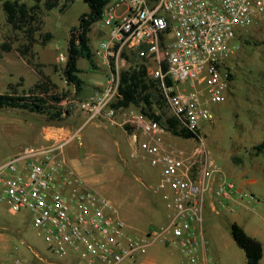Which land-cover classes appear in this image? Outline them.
I'll return each mask as SVG.
<instances>
[{"label":"built area","instance_id":"1","mask_svg":"<svg viewBox=\"0 0 264 264\" xmlns=\"http://www.w3.org/2000/svg\"><path fill=\"white\" fill-rule=\"evenodd\" d=\"M261 20L264 0L106 4L99 20L105 37L92 49L104 81L87 97L76 98L75 86L63 79L71 92L61 101V115L78 111L88 121L130 130L131 157L148 160L158 169L153 192L171 214L160 228L130 234L115 205L81 186L62 159L63 148L74 136L61 126L46 125L41 129L45 146L27 148L0 165V200L12 213L29 214L52 255L45 259L35 253L38 264H133L158 243L175 245L184 264H210L203 230L205 204L216 213L224 207L233 211L250 197L221 173L201 129L213 123L209 106L225 100L233 41ZM57 60L65 65L67 57L60 52ZM137 64L157 85L178 127L191 134L186 139L193 141L191 149L173 146L166 128L133 106L114 107L121 98V73ZM10 264L32 263L15 259Z\"/></svg>","mask_w":264,"mask_h":264},{"label":"rangeland","instance_id":"2","mask_svg":"<svg viewBox=\"0 0 264 264\" xmlns=\"http://www.w3.org/2000/svg\"><path fill=\"white\" fill-rule=\"evenodd\" d=\"M3 1L0 0V53L24 52L27 35L23 31L13 30L5 22L1 7ZM66 1L60 0L57 7L49 10L40 6L41 25L39 30L32 32L33 42L28 53L34 58L40 51L44 60L53 61L47 72L38 63L35 69L40 70L42 75L50 73L42 79L48 93L64 97L69 96L71 88L63 82L65 61L60 63L57 56L62 52L67 57L70 31L79 25V18L83 14L89 13L88 4L82 0L68 2L65 9L60 11ZM20 3L33 4L30 0H20ZM99 28L106 30L100 21L91 27L89 40L92 49L101 40ZM47 34L51 38L45 41ZM231 46L233 54L227 63L229 85L225 100L209 106L213 123H204L201 135L221 173L236 185L244 182L240 190L250 199L242 201L248 208H240L234 220L229 214L220 213L221 210L211 212L205 204L204 236L209 248L220 251L221 263L217 264L245 263L244 252L235 244L230 233L232 220L243 228L246 226L241 220L254 228H260V223L264 224V149L257 150L264 143V21H257L240 31ZM77 66L81 71L83 89L76 98H85L95 87L87 85V78L94 75L101 79L103 72L91 69L84 58L78 59ZM25 80V84L23 79H17L8 85V93L19 96L41 94L40 89H34V85L28 82V77ZM5 90V86L0 85V94ZM59 105L62 108L61 102ZM132 108L139 110L135 106ZM164 113L165 117H172L167 107ZM50 124L61 126L70 137L74 136L62 150L65 163L81 181V186L115 205L130 234L140 236L141 231L146 233L165 225L171 209L159 194L153 192L159 179L158 169L151 166L148 160L131 157V131L128 129L112 127L96 119L88 121L78 111H71L60 121H52L42 114L16 109L0 110V165L27 148L45 146L41 129ZM166 138L172 139L173 146L186 150L193 147L191 140L171 134ZM34 253L45 259L52 258L44 240L33 228L29 214L12 213L0 200V264H10L15 259L38 264ZM147 254V258L151 256L153 259L152 264H165L167 259L175 264H184L183 256L172 244L158 243L149 248ZM136 264H140V261Z\"/></svg>","mask_w":264,"mask_h":264},{"label":"trees","instance_id":"3","mask_svg":"<svg viewBox=\"0 0 264 264\" xmlns=\"http://www.w3.org/2000/svg\"><path fill=\"white\" fill-rule=\"evenodd\" d=\"M31 6L20 3V0H4L1 3L5 15V22L16 31H23L27 35V45L22 56L27 57L32 47V32L39 30L41 21L39 10L42 6L45 10L53 9L59 5L60 0H30ZM67 0L60 8L63 11L68 2ZM89 6V13L83 14L79 18V25L73 27L69 34L67 44V60L63 68V79L75 86L76 92L83 89V81L80 78V69L77 66L79 58L86 59L91 69L96 67L93 61L92 48L90 46L89 33L93 24L98 22L103 8L110 0H82ZM36 25V26H35ZM51 38L49 34L44 36V40ZM5 50H8L4 48ZM32 55L26 59L31 64ZM34 89H40V95L19 96L17 94H0V110L16 109L29 113L42 114L52 121L62 120V108L59 103L66 97L48 93L46 85L41 82L35 85ZM119 93L121 98L114 105L116 108H128L135 106L147 117L159 122L166 128V131L173 136L184 139L191 137L190 133L178 127L177 121L172 117H165V103L155 82L147 78L145 68L142 64L131 67L128 71L121 73ZM159 112V113H157ZM264 149V143L257 148L258 151ZM230 233L235 244L243 250L246 264H259L262 257L261 243L250 237L235 222L230 224Z\"/></svg>","mask_w":264,"mask_h":264},{"label":"crops","instance_id":"4","mask_svg":"<svg viewBox=\"0 0 264 264\" xmlns=\"http://www.w3.org/2000/svg\"><path fill=\"white\" fill-rule=\"evenodd\" d=\"M99 31L101 33L100 39L102 40L105 37L106 30L99 28ZM42 55L43 54L40 51H38V53L36 54V57H34L31 60V64H30L26 60L29 57V55L27 57H24L20 53H13V52L0 53V85L5 86V88H6L5 92H3L1 94L8 93V85L9 86L12 85L13 83H15L17 81V79H18V81H20V79H23L24 84H25V81H26L25 78L28 77V79H29V81L27 80L28 82H31L34 86L38 85V84L40 85V83L43 82V80H42L43 77L46 76V74L50 75V73L48 72V73H44V75H42L40 73V70L35 69L37 67L36 64L38 63V65L43 67L44 72H47L46 70L50 69L49 66L51 65V62H53V61L44 60ZM34 60H36V63L34 62ZM98 70H101L103 72L102 78L101 79L96 78L94 75H93V78H87V83L89 82L87 84L88 86L94 85L96 87L97 85L99 86L103 83L105 72L101 68H96L95 71H98ZM84 79H86V78H84ZM94 88L91 89L90 94L93 92ZM62 159L64 160L63 156H62ZM64 162H65V160H64ZM242 185H244V182H241L239 185H237L238 189H241L240 187H242ZM232 204H234V203L231 202L229 205L231 206ZM234 206H235V208L233 211H231L228 207H224L223 209H221L220 213L222 212L226 215L229 214V216L234 217V215H236V212L240 208H242V207H244L246 209L248 208L246 206V204H244L243 202L239 203L237 205H234ZM208 208H209V206H208ZM209 210L211 212H213L210 208H209ZM259 216L260 215H258V217ZM235 218L236 217H234L233 220ZM233 220H232V222H235ZM241 222H243L244 225L246 226L243 228L242 226L239 225L245 231V233L261 243L262 257L260 259L259 264H264V224L260 223L259 224L260 228H258V227L254 228L251 226H247L248 223L244 222L243 220H241ZM235 223H237V222H235ZM128 231H129V229H128ZM140 234L142 235V234H144V232L141 231ZM207 245H208V243H207ZM207 245H206V257H207L208 262L210 264H217L216 262L221 261L220 256H219L220 251L217 250L216 248H211V247L209 248ZM153 250H156V249H153ZM153 253L154 252H152V254ZM34 255H35V253H34ZM147 255L148 254L146 253L144 256L140 257L133 264H136L139 261H140V264H144V263L152 264L153 259L151 258V256L150 257L148 256V258H147ZM244 256H245V254H244ZM222 261H224V260H222ZM244 262H245L244 264H246V258L244 259ZM165 264H175V263L172 262V260L167 259L165 261Z\"/></svg>","mask_w":264,"mask_h":264}]
</instances>
